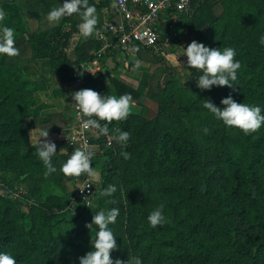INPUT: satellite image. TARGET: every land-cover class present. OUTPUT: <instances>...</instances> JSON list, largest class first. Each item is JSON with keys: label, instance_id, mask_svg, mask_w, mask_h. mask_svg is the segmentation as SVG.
Returning a JSON list of instances; mask_svg holds the SVG:
<instances>
[{"label": "trees", "instance_id": "trees-1", "mask_svg": "<svg viewBox=\"0 0 264 264\" xmlns=\"http://www.w3.org/2000/svg\"><path fill=\"white\" fill-rule=\"evenodd\" d=\"M38 1L45 15L59 6ZM99 6L106 8L109 21L116 20L109 4L101 0ZM77 25L71 17L58 24L43 22L27 38L16 37L18 56H0V175L33 176L28 210L0 184V251L11 252L17 264H79L96 231L85 224L97 212L118 207L120 215L110 225L119 246L113 259L139 256L143 264H264V126L245 135L226 128L202 107L208 99L224 107L221 99L231 95L238 103L264 110V47L259 44L264 35V0H193L192 15H181L166 27L168 36L177 28L187 29L205 46L234 48L235 59L241 62L235 90L214 86L202 91L196 84L201 74L196 69H189L191 87L182 86L167 59L173 51L167 49L168 37H163L158 53L138 51L141 62H149L150 68L158 65L149 76L147 93L156 102L155 115L131 111L127 120L111 123L131 134L126 148L115 140L111 147L94 140L100 146L96 157L102 159V169L93 196L108 185H115L117 192L94 199L91 208L78 204L77 214L70 217L67 208L74 191L68 184L85 176L65 177L59 168L75 145L62 152L55 143L52 162L58 171L45 179L30 133L70 127L75 115H36L34 86L20 60L30 49L32 58L52 60L63 84L70 82L71 67L87 62L89 53L100 47L93 35L70 56V38ZM84 88L117 97L130 93L134 105L144 96L135 84L110 70L86 74ZM112 199L116 203H110ZM160 204L168 222L151 228L147 216ZM86 214L84 224L65 237L61 226Z\"/></svg>", "mask_w": 264, "mask_h": 264}, {"label": "clouds", "instance_id": "clouds-1", "mask_svg": "<svg viewBox=\"0 0 264 264\" xmlns=\"http://www.w3.org/2000/svg\"><path fill=\"white\" fill-rule=\"evenodd\" d=\"M79 17L80 22L77 25L78 32L83 38L93 35H100L97 30L98 15L95 5L89 4V0H63L59 6L53 7L47 14L46 20L50 24H58L63 18L73 15ZM5 13L0 11V56L14 57L19 55V49L15 47L16 34L13 28L3 24ZM259 44L264 47V35L259 37ZM135 53L139 51L138 47L130 50ZM183 55L186 56V67L196 69L201 74L196 80L197 86L203 91L215 87L228 86L234 89L237 85V73L241 69V62L235 59L237 52L232 47L210 48L196 40L191 41L186 47H183ZM132 62L138 69L141 67L140 59L133 56ZM91 72V71H90ZM83 75V73H79ZM73 104L78 116L87 117L81 121L83 130L98 129L101 134H106L107 129L102 127L101 122L111 124L113 121L127 120L131 115L133 107V97L130 93L119 95L100 94L91 88H84L71 93ZM202 107L212 115L214 120L222 123L226 128L239 129L245 135H250L258 131L264 126V114L259 105H249L246 103L236 102L231 95L221 99L224 107H219L210 99L203 100ZM67 130V129H65ZM203 131L207 134L208 129ZM67 132V131H66ZM130 133L119 128L116 129L115 141L126 148L130 140ZM38 139L32 140L31 145L34 146V154L44 166L43 176L45 179L52 174L57 173L58 169L52 162L53 156L57 153L56 144L47 139L48 129L40 130ZM43 137L45 139L41 140ZM125 159L129 154L123 152ZM95 152L78 148L71 152L67 160L61 164L59 172L65 177H93L97 176L93 168V157ZM95 184V183H94ZM96 185V184H95ZM89 183L82 188L78 187L82 192ZM97 188V185H96ZM117 192L115 185H108L98 189V195L88 199L86 205L91 208V202L100 197H113ZM58 195H63L57 190ZM116 203L114 199L109 201ZM164 204L158 205L147 216L148 226L156 228L168 222L164 214ZM120 215L118 207H112L108 210H101L92 216L90 222L85 224L89 230L96 229L94 236L90 238V250L83 256H80L79 264H143L139 256H133L126 261L113 259L112 252L119 247L117 244V235L114 234L110 225H114L117 217ZM122 239V238H121ZM0 264H17V258L9 251H0Z\"/></svg>", "mask_w": 264, "mask_h": 264}, {"label": "built area", "instance_id": "built-area-1", "mask_svg": "<svg viewBox=\"0 0 264 264\" xmlns=\"http://www.w3.org/2000/svg\"><path fill=\"white\" fill-rule=\"evenodd\" d=\"M112 8L115 15V21H107L106 30H100V35H95L100 42V47L93 49L89 55L91 58L80 65L73 66L71 69L70 85L74 91L84 89L85 75L95 74L102 70L103 62L106 58L115 59L116 63L122 66H129L133 63V56L138 58V52H131L134 47L140 49H154L158 53L161 49L160 43L163 37H168V41L176 34V30L171 36L167 35V25L174 22L181 15L190 16L193 13V0H104ZM172 27V25H171ZM162 45V44H161ZM166 46H169V42ZM110 54L106 57V54ZM163 54H165L163 52ZM91 71V72H90ZM83 75H79V73ZM74 102V101H73ZM136 104V101L133 102ZM75 122L70 128L67 135V141L74 143L75 149L82 148L95 152L93 162L96 158L100 146L95 144L102 142L105 147H111L114 143L116 135V125L103 122L102 127L107 129L106 134H101L98 129L83 130L81 121L87 117L78 116L75 106H73ZM78 186L82 188L85 184L83 192L77 188L71 197V203L67 210L75 211L78 204L88 203L94 194L96 185L91 181L90 177H83ZM87 206V205H86Z\"/></svg>", "mask_w": 264, "mask_h": 264}, {"label": "crops", "instance_id": "crops-1", "mask_svg": "<svg viewBox=\"0 0 264 264\" xmlns=\"http://www.w3.org/2000/svg\"><path fill=\"white\" fill-rule=\"evenodd\" d=\"M57 2L59 5L63 3V0H40V2ZM101 0H89V4L95 5L97 9L98 15V24L97 30L100 31L99 26L101 24L106 26L108 21V11L105 7L99 6ZM38 0H0V11L5 13V19L3 24L14 29L16 37H28V34L38 29L39 25L45 20V14L40 10V6ZM71 19H76L78 23L80 22L79 17L76 15L71 16ZM68 26H72V23H68ZM86 38L80 36L78 30L74 31L71 38L70 44L68 48V53L70 56H73L74 52L77 50L79 46L83 44ZM179 48H182V44H179ZM183 49V48H182ZM181 51V50H180ZM178 50H173L169 53L170 55H176L173 52H180ZM173 53V54H172ZM168 57V56H167ZM102 67V72H107L108 70L114 76L125 79L128 83L134 85L137 82V78L131 80L126 79L123 76V66L121 64L116 63L113 58H106ZM133 67H135L134 63H132ZM20 65L22 67V71L26 78H28L32 85L34 86V93L32 95V100L34 102V112L38 116H43L46 114H73V100L71 93L73 89L68 83H62L59 80V77L56 73L54 64L49 58H32L30 54V49H27V53L21 58ZM141 68L146 67L144 64H141ZM72 69V67H71ZM70 69V70H71ZM99 71V72H101ZM121 75V76H119ZM125 76V75H124ZM73 126V125H72ZM65 127L63 129H56L53 131H48V134H56L58 139L51 140L54 143H58V141L63 142V145L59 147L62 152H67L70 150L71 146L75 144L69 143L67 141V135L69 133L70 128ZM67 129V130H65ZM60 130V132H56ZM39 129H32L31 135L38 136ZM67 131V132H66ZM65 133V134H64ZM67 133V134H66ZM39 138V137H38ZM42 139H45L41 137ZM40 138V139H41ZM61 139V140H59ZM76 146V145H75ZM73 151L75 149H72Z\"/></svg>", "mask_w": 264, "mask_h": 264}, {"label": "rangeland", "instance_id": "rangeland-1", "mask_svg": "<svg viewBox=\"0 0 264 264\" xmlns=\"http://www.w3.org/2000/svg\"><path fill=\"white\" fill-rule=\"evenodd\" d=\"M37 6H40V4H38ZM39 9L41 10V6ZM175 32H176V34H174V36L171 37L169 40V46L167 47V49H169V50L173 49L175 51L181 50V51L180 52H173V53H176V55H170L169 56V54H167V56H168L167 59L169 60V62L171 64H174V66L177 70V77H178L181 85L184 87H191L189 68L185 66L187 58L185 55H183V49L182 48L186 47L189 43H191V41L196 40V33L191 32L190 30L181 29V28H177ZM179 44H182L181 49H178L180 46ZM167 49L164 52H166ZM165 56H166V54H165ZM150 62H152V61L150 60ZM141 64H144L145 66H147V68L146 67L141 68L142 67L141 66L140 68L137 69V68H134L132 66L133 64H131V63L129 64V66L123 65L124 70L122 73L123 74L122 77L129 79L130 82L132 79L137 78L138 80L135 83V86L138 87L139 90H141L142 93L144 94V96L140 100H138L137 105L133 104L131 111L141 112L144 115L153 116V115H155V112L157 110V105H156L155 101H153L149 96H147V93H148V87L150 86L149 76L153 71H155V68L158 65H157V63L153 64L154 68H150V63L147 61H143V62H141ZM119 76H121V75H119ZM36 139H38V136L31 135V141L36 140ZM47 139H49V140L55 139L56 140V139H58V137L56 136V134L52 133V134H48ZM41 140H43V139L41 138ZM59 140H61V139H59ZM58 143L60 145H63L62 140L58 141ZM69 143H71V142H69ZM75 148L76 147H74V149ZM92 166H93L94 170L96 171L97 176L95 178L90 177V179L92 182H94L95 184H97L99 186L100 181H101L102 159L100 157H96ZM32 181H33V176L21 177V176L15 175V174H7V175H3V176L0 175V184L7 186L10 189V191H12L14 196L20 198V200L23 201V206H24L25 210H28L29 205L32 204V200H30L28 198V196L30 194L31 186H32ZM80 184H81V182L79 180H74V181L70 182L68 185H69L71 192H73V191L75 192ZM77 212H78V209L76 207L75 211L74 212L69 211L68 215H70V217H72V216L76 215ZM88 215L89 214H86L84 217L78 219L75 223L63 224L61 226V228L63 230L64 236L68 237L70 235H73L76 232V229L78 227H80L82 224H84V221L86 220Z\"/></svg>", "mask_w": 264, "mask_h": 264}, {"label": "water", "instance_id": "water-1", "mask_svg": "<svg viewBox=\"0 0 264 264\" xmlns=\"http://www.w3.org/2000/svg\"><path fill=\"white\" fill-rule=\"evenodd\" d=\"M56 132H60V130H57Z\"/></svg>", "mask_w": 264, "mask_h": 264}]
</instances>
